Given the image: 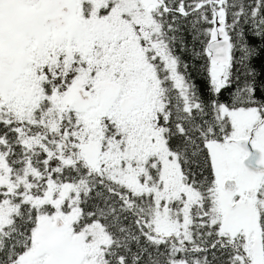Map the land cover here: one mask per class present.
<instances>
[{
	"label": "snow or ice",
	"instance_id": "snow-or-ice-1",
	"mask_svg": "<svg viewBox=\"0 0 264 264\" xmlns=\"http://www.w3.org/2000/svg\"><path fill=\"white\" fill-rule=\"evenodd\" d=\"M0 264H264V0H0Z\"/></svg>",
	"mask_w": 264,
	"mask_h": 264
}]
</instances>
